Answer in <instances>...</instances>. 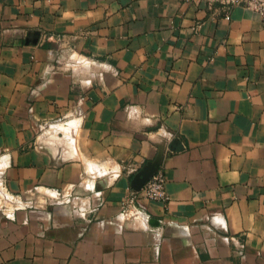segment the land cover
<instances>
[{
	"label": "crops",
	"instance_id": "obj_1",
	"mask_svg": "<svg viewBox=\"0 0 264 264\" xmlns=\"http://www.w3.org/2000/svg\"><path fill=\"white\" fill-rule=\"evenodd\" d=\"M225 15L0 0V264H264V21ZM147 165L144 223L118 212Z\"/></svg>",
	"mask_w": 264,
	"mask_h": 264
},
{
	"label": "built area",
	"instance_id": "obj_2",
	"mask_svg": "<svg viewBox=\"0 0 264 264\" xmlns=\"http://www.w3.org/2000/svg\"><path fill=\"white\" fill-rule=\"evenodd\" d=\"M189 1V0H186ZM207 7L219 6L222 8L228 19L229 11L235 6H242L245 9L256 13L264 21V0H201ZM199 27L196 24L193 29ZM165 174L162 169L156 170L147 182L139 189H128L119 205L118 215L125 218H138L144 223L149 220V214L146 210L147 201L165 202L168 195L165 190Z\"/></svg>",
	"mask_w": 264,
	"mask_h": 264
},
{
	"label": "water",
	"instance_id": "obj_3",
	"mask_svg": "<svg viewBox=\"0 0 264 264\" xmlns=\"http://www.w3.org/2000/svg\"><path fill=\"white\" fill-rule=\"evenodd\" d=\"M33 37L29 39L30 42L35 44L38 39V33L35 32L32 35ZM156 171V168L152 165H147L141 174L139 176H136L131 181V187L134 190H139L146 182L147 180L153 175V173ZM149 223L151 225H157L156 221L150 220Z\"/></svg>",
	"mask_w": 264,
	"mask_h": 264
}]
</instances>
